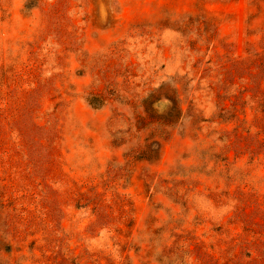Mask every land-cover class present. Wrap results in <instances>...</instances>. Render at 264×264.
Segmentation results:
<instances>
[{"label": "rangeland", "instance_id": "rangeland-1", "mask_svg": "<svg viewBox=\"0 0 264 264\" xmlns=\"http://www.w3.org/2000/svg\"><path fill=\"white\" fill-rule=\"evenodd\" d=\"M0 264H264V0H0Z\"/></svg>", "mask_w": 264, "mask_h": 264}]
</instances>
